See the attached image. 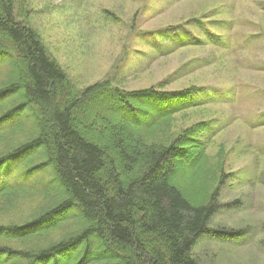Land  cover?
Segmentation results:
<instances>
[{"label":"trees","instance_id":"obj_1","mask_svg":"<svg viewBox=\"0 0 264 264\" xmlns=\"http://www.w3.org/2000/svg\"><path fill=\"white\" fill-rule=\"evenodd\" d=\"M0 68V264H199L200 237L240 235L210 228L209 121L168 132L196 88L79 89L18 0H0Z\"/></svg>","mask_w":264,"mask_h":264},{"label":"rangeland","instance_id":"obj_2","mask_svg":"<svg viewBox=\"0 0 264 264\" xmlns=\"http://www.w3.org/2000/svg\"><path fill=\"white\" fill-rule=\"evenodd\" d=\"M18 6L79 89L104 79L125 90L197 89L193 103L201 104L174 114L168 132L209 121L211 130L198 136L211 142L209 161L224 181L210 228L240 235L202 236L193 255L199 264H264V0H18ZM47 175L42 181L53 184Z\"/></svg>","mask_w":264,"mask_h":264}]
</instances>
